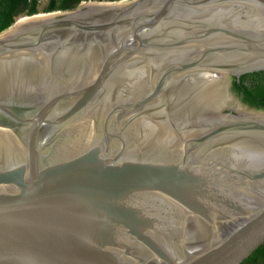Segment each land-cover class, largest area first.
I'll return each instance as SVG.
<instances>
[{"label":"water","instance_id":"obj_1","mask_svg":"<svg viewBox=\"0 0 264 264\" xmlns=\"http://www.w3.org/2000/svg\"><path fill=\"white\" fill-rule=\"evenodd\" d=\"M250 8L264 19V0H89L0 32V131L22 146L0 163V264H240L264 243V109L189 115L168 151L127 137L143 115L174 121L190 73L264 70ZM83 122L88 143L59 150Z\"/></svg>","mask_w":264,"mask_h":264},{"label":"bare ground","instance_id":"obj_2","mask_svg":"<svg viewBox=\"0 0 264 264\" xmlns=\"http://www.w3.org/2000/svg\"><path fill=\"white\" fill-rule=\"evenodd\" d=\"M245 12L244 23L246 26L264 29V19L256 9L250 8L245 10ZM21 20L25 21L27 18H22ZM14 62L21 70H29V73H32L34 85H46L47 82L38 80V78L44 76L47 68L46 60L40 55L26 53L22 56H16ZM22 64L28 65V68L21 66ZM5 70V68L0 67V75L4 74ZM188 76L183 77V85L177 87L179 89L176 95H174L175 91H172L173 94L170 92V97L175 98L173 101V107L175 106L173 117L178 122L186 120L189 115L194 117V119L195 117L216 118L225 107H232L241 115L262 116L261 113L245 108L230 94L227 75L214 70H206L193 72ZM132 82V86L130 85L131 93L137 94L142 91L144 86H147L149 77L147 74H142L139 78L138 76L134 77ZM161 113H164L161 108L155 112L157 115ZM89 131H87L86 122L73 126L71 131L64 133L65 135H63L58 145L59 150L75 151L83 147L88 143L93 133L91 130ZM176 133L171 129L167 121L152 119V115H143L140 120L132 124L127 132V137H129V145L136 151L159 152L169 150L168 147L176 140ZM180 134L183 135L184 132L181 131ZM179 140L178 138L176 142ZM255 148L246 147L244 152L248 155ZM21 155L22 146L19 140L9 132L0 131V163L4 159L20 157Z\"/></svg>","mask_w":264,"mask_h":264},{"label":"trees","instance_id":"obj_3","mask_svg":"<svg viewBox=\"0 0 264 264\" xmlns=\"http://www.w3.org/2000/svg\"><path fill=\"white\" fill-rule=\"evenodd\" d=\"M83 1L89 0H0V32L13 25L21 16L69 10ZM233 86L249 105L264 109V70L235 77ZM240 264H264V243Z\"/></svg>","mask_w":264,"mask_h":264},{"label":"flooded vegetation","instance_id":"obj_4","mask_svg":"<svg viewBox=\"0 0 264 264\" xmlns=\"http://www.w3.org/2000/svg\"><path fill=\"white\" fill-rule=\"evenodd\" d=\"M23 16H21L20 18H22ZM19 18V19H20ZM18 19V20H19ZM241 76V75H240ZM239 76V77H240ZM228 77V79H229V92H232L233 93V97L236 99V100H239L238 102L240 103V104H243V106H248V107H253V106H251V105H249L244 99H243V97H242V95L234 88V86H233V82H234V78L235 77H237V76H234V75H229V76H227ZM238 77V78H239ZM231 94V93H230ZM232 95V94H231ZM248 109V108H247ZM230 109L229 108H227L225 111L226 112H228ZM174 121H168V124H169V126L171 127V129L172 130H174L175 132H177L176 133V140L179 138V137H182L183 135H181L180 134V132L181 131H184V129H183V124H184V126H186V123H187V121L186 120H183V121H177L175 118L173 119ZM174 122V123H173ZM173 123V124H172ZM172 124V125H171ZM180 130V131H179ZM179 135V136H178ZM176 140L174 141V142H176ZM180 141V140H179ZM178 141V142H179ZM174 145V144H173ZM175 146V145H174Z\"/></svg>","mask_w":264,"mask_h":264},{"label":"rangeland","instance_id":"obj_5","mask_svg":"<svg viewBox=\"0 0 264 264\" xmlns=\"http://www.w3.org/2000/svg\"><path fill=\"white\" fill-rule=\"evenodd\" d=\"M246 108V107H245Z\"/></svg>","mask_w":264,"mask_h":264}]
</instances>
